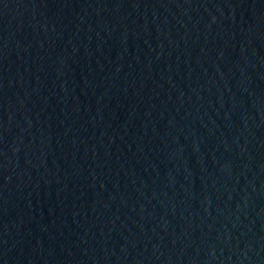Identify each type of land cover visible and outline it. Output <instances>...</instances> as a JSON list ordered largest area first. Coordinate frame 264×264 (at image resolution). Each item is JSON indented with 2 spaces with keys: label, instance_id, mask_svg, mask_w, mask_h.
<instances>
[{
  "label": "water",
  "instance_id": "95a60500",
  "mask_svg": "<svg viewBox=\"0 0 264 264\" xmlns=\"http://www.w3.org/2000/svg\"><path fill=\"white\" fill-rule=\"evenodd\" d=\"M0 264H264V0H0Z\"/></svg>",
  "mask_w": 264,
  "mask_h": 264
}]
</instances>
